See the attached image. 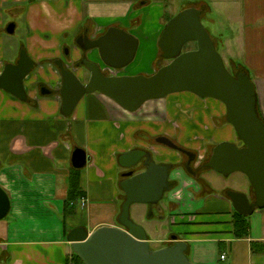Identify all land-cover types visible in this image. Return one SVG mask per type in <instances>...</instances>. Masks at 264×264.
<instances>
[{"label": "crops", "instance_id": "obj_1", "mask_svg": "<svg viewBox=\"0 0 264 264\" xmlns=\"http://www.w3.org/2000/svg\"><path fill=\"white\" fill-rule=\"evenodd\" d=\"M172 1L0 0V75L6 64L16 63L24 48L37 65L25 79L26 89L32 100H39L35 106L0 89V186L9 195L12 214V220L7 216L0 221V264H68L73 253L67 240L70 231L83 227L92 232L102 226H119L125 201L120 186L124 172L120 158L143 150L154 152L157 162L181 161L178 153L157 144V137L168 136L181 146L200 150L203 156L210 146L238 143L237 133L227 121L226 106L192 93L149 101L136 112L93 93L79 102L70 117L62 113L61 97L39 96L40 83L62 82L60 73L47 62L60 58L65 47L72 48L73 61L79 58L74 41L85 29L91 39L99 38L110 27H118L139 40L137 55L129 66L119 71L109 69L117 76L154 74L159 65V39L167 25L165 15L171 14L168 4ZM183 1L182 10L200 9L203 22L206 19L214 28L210 34L223 59L242 67L251 77L264 118V0ZM221 4H229L227 24L217 23L212 17ZM23 15V38L10 40L16 29L9 35L7 22L17 26ZM7 45L12 60L6 59ZM87 59L101 63L98 50L88 52ZM102 68L107 69L104 64ZM76 72L79 78L85 77L83 69ZM89 78L87 71V81ZM77 148L89 158L82 170L72 164ZM171 180L174 185L160 206H164V214L168 211L178 241L188 245L187 255L193 263H227L226 252L222 251L218 259L206 244L221 249L228 244L233 247L246 243L250 264H264V254L251 250L252 242H264V208L249 217V237L237 239L233 232L235 209L223 192L227 187L219 191L210 182L202 187L182 169L174 171ZM232 185L231 190L252 192L249 186L243 189L238 183ZM71 192L81 195L68 205ZM67 206H73L69 213ZM87 206L113 209L112 220L90 223ZM169 241L172 237L155 241L159 246L154 249L168 246ZM222 255L226 256L224 261ZM236 261L235 252L227 264Z\"/></svg>", "mask_w": 264, "mask_h": 264}, {"label": "water", "instance_id": "obj_2", "mask_svg": "<svg viewBox=\"0 0 264 264\" xmlns=\"http://www.w3.org/2000/svg\"><path fill=\"white\" fill-rule=\"evenodd\" d=\"M16 26L8 27L14 34ZM86 51L98 50L101 63L87 60L84 68L90 74L84 84L74 72L64 68L61 61L62 113L70 117L79 102L89 94L100 93L129 112H136L149 101L165 99L172 94L192 93L201 99H214L227 108V121L235 129L244 146L233 142L219 143L213 150L207 166L223 176L244 174L251 185L254 199L245 192L230 190L228 197L237 213L251 217L264 208V120L258 111L256 86L246 72L232 74L219 53L215 41L205 27L202 11L195 7L181 10L165 26L159 39L162 56L169 61L152 75L107 76L102 64L111 70H122L135 59L139 40L118 27H110L96 39L84 38ZM196 44V49L185 47ZM37 65L25 49L15 64H6L0 75V89L21 101H27L25 79ZM49 93L48 91H43ZM172 149H178L168 138L158 139ZM179 150V149H178ZM143 159L144 171L125 174L121 189L125 195L119 226H102L92 232L80 227L67 236L73 252L84 264H193L188 255V245L176 241L174 245L152 249L145 228L131 216L135 204L159 203L168 188L170 171L167 165L151 161L142 151H131L120 158L124 169H133ZM89 158L77 148L72 164L76 170L86 167ZM11 210L7 192L0 186V221ZM173 240H178L173 236Z\"/></svg>", "mask_w": 264, "mask_h": 264}, {"label": "rangeland", "instance_id": "obj_3", "mask_svg": "<svg viewBox=\"0 0 264 264\" xmlns=\"http://www.w3.org/2000/svg\"><path fill=\"white\" fill-rule=\"evenodd\" d=\"M168 3H170V2H168ZM185 3L186 2L183 0H173L170 3V5L168 4L169 10L171 11V14H168V16H172V15L176 14L177 12H180L182 10V8L184 7ZM227 5H229V4H221L217 7L216 10L214 9L212 17H213V19H215L217 21V23H220L221 21L223 23H226V24L228 23L226 12L229 9L227 8ZM17 23H18V25L16 26L15 35L9 34V35H13V39H10V40L22 39L25 32H26L25 31L24 15L17 20ZM203 23H204L205 27L208 29V31L210 33H212L214 28L211 26V24L206 19L204 20ZM6 37L11 38L12 36L6 35ZM215 44H216V42H215ZM216 46L218 48V44H216ZM7 47L8 48L6 50V53H7L6 59L12 60L13 56L8 51L9 45H7ZM195 47H196V44L190 43L186 46V49L193 50V49H196ZM219 53L223 56L221 51H219ZM224 60H225V64H226L228 70L237 76V73L239 72L238 67L235 64H233L231 61H229V59L226 60V58H224ZM168 63H169V61H167V60H160L159 59V61H158L159 65L158 66H164ZM85 74H86L85 78H87V70L85 71ZM185 93H187V92H185ZM207 100H209V99H207ZM243 145H244L243 142H241V140L239 139V146L242 147ZM203 178H204V182H207V183L210 182V184L215 186V188L218 189L219 191L224 187H228V188L233 187L232 184H234V183H236V184L238 183L239 186L241 185V187H243V189H247L248 186L251 188V185H250L248 178L246 176L242 175L241 173H234V174H231L228 177H226V176L217 174L214 171H209L206 169L204 171ZM234 180H236V181H234ZM250 193H251V195L249 197L251 199H254V193L249 192L248 194H250ZM162 202L164 203L165 200ZM163 207L160 206L161 210L163 209ZM161 210H160V212H157V211H155V208L152 206L139 205V204H135L131 208L132 219L137 224H139L140 226L145 228V230L148 233L149 240L152 239V241H153V243L151 244L152 249H154L156 246H159V245H155L156 244L155 241H157V240L161 241L163 239H166L167 237H171L172 235H174L172 232L173 226H171L170 221H169L170 216H169L168 211H165V214H164L163 210L162 211ZM112 212H113V209H110V208H105V209L98 208V209H96L95 207H88L87 206V218L90 221V223H92V224H94L98 219L112 220ZM82 216L86 217L85 215H82ZM7 219L12 220V214L11 213L8 215ZM168 243H170V244H168L170 246L175 244L171 241H169ZM206 246L208 247L210 254L214 253L212 256L216 255V257H218V259H220V254L222 251L226 252L228 255L227 263H229V261L233 260L234 254L236 252V259H237L236 264H250V262L248 261L249 260L248 259V247H247L246 243H239L236 246L234 244L233 247H231V245L228 244L226 246V248L223 247L221 249L220 248L218 249V247L216 248L215 245H212V244H206ZM193 264H195V263H193Z\"/></svg>", "mask_w": 264, "mask_h": 264}, {"label": "flooded vegetation", "instance_id": "obj_4", "mask_svg": "<svg viewBox=\"0 0 264 264\" xmlns=\"http://www.w3.org/2000/svg\"><path fill=\"white\" fill-rule=\"evenodd\" d=\"M14 24L16 26V23H14L13 21H9L6 26H5V29H6V32L8 30V27L10 25ZM16 29V28H15ZM87 37V29L77 33L76 37H75V41H74V48H76L79 52H80V56L79 58H77L75 61H73V51H72V48L70 47H65L64 48V51H63V54L60 58H57L55 60H52L51 62H47V63H51L53 65V67L60 73L61 75V71H60V67L59 65L57 64L58 61H61L64 65V68H66L67 70H70L72 72H74L76 74V76L78 77L77 75V70H80V69H83L84 71L85 68H84V63L88 60L87 59V53L89 51H86L84 48L81 47V45L79 44V40H81L82 42V46H85L86 45V42L84 40V38ZM24 49V48H21V50ZM20 50V52H21ZM20 55V53H19ZM19 59V58H18ZM68 59H72V61H69ZM18 61V60H17ZM16 61V62H17ZM36 69V67H35ZM34 69V70H35ZM104 73L105 75L107 76H117L116 72H113L111 70H109L108 68L104 70ZM85 77H86V74H85ZM79 78L84 84H87V78ZM61 87H62V82L60 83H57V84H45V83H40L38 86H37V90L39 92V96H43V97H52V96H56V97H61ZM48 91L49 93H45L43 91ZM25 91H26V94H27V98L28 100L25 101V102H30L31 104L33 103V105L35 106H38L39 105V100H32L29 95H28V92H27V89H26V85H25ZM9 94V93H8ZM204 100V99H203ZM24 102V101H23ZM161 138H168L172 141V143L178 147V149H172L162 143H159L158 142V139H161ZM156 142L157 144H161L163 146H166L167 148H169L170 150H172L173 152H176L178 153V155L181 157V161L180 162H176L175 160L173 161H170V162H157L155 157H154V152H145L143 150H134V151H142V152H145L147 153V155H150L151 157V161L152 162H155V163H159L161 165H167L169 167V171H170V179H169V183H168V188L166 189L165 193H164V196L162 198V200L159 202V203H155V204H152V205H146V206H152L155 208V211L157 212H160L161 208H160V205L163 203L162 201L165 200V197L167 196L168 192L172 189L173 187V181L171 180V174L176 171L177 169H182L187 175L191 176L198 184H200V186H205L206 184H208L207 182H204V178H203V174H204V171L207 169L209 171H213L212 169H210L207 164L209 163V160L211 158V156L213 155V150L214 148L218 145H213V146H210L209 148H206L207 152L206 154L203 156L201 154V151L198 150V151H195V150H192V149H189L187 147H184V146H181L177 141H175L174 139L168 137V136H159L156 138ZM237 145L239 146V140H238V143ZM244 146V145H243ZM153 154V155H152ZM209 159V160H208ZM145 161V159H143L136 167H134L133 169H124V172H123V176H122V179L123 181L126 180L127 178L125 177V174L128 173L129 171L133 170L135 172V174L139 173V172H142L144 171L145 167L143 166V162ZM218 174V173H217ZM221 175V174H220ZM228 177V176H226ZM231 189L230 188H226L223 190V192L228 195V192L230 191ZM251 194H249L250 196ZM162 211V210H161ZM173 236H177V235H172V241L173 243H175L176 241L178 240H173ZM178 237V236H177ZM179 239V237H178ZM170 246V245H168Z\"/></svg>", "mask_w": 264, "mask_h": 264}, {"label": "trees", "instance_id": "obj_5", "mask_svg": "<svg viewBox=\"0 0 264 264\" xmlns=\"http://www.w3.org/2000/svg\"><path fill=\"white\" fill-rule=\"evenodd\" d=\"M173 17L174 16L165 15L166 24ZM187 50L188 49H186V47H185V51H187ZM159 59L160 60H165L163 58V56H162V51L161 50H160V58ZM161 67H163V66H158V69H160ZM237 67H238V70H239L237 75L240 74L241 72L245 71L242 67H239V66H237ZM258 111H259V109H258ZM259 115L264 120V118L260 114V111H259ZM80 195L81 194H79L78 192L77 193L71 192V194L69 195L68 205L71 202H74L75 200H77ZM72 208H73V206H67V209H69L68 213H69V211L71 212ZM250 229H251V227H250V223H249V217H244V216L240 215L239 213H237L236 211H234V213H233V232H234L235 237L237 239H244V238L249 237ZM251 250L254 253H263L264 254V242H252L251 243ZM72 256H73V260H74V262L76 264H84L83 261L80 259V257L77 256L74 252L72 253Z\"/></svg>", "mask_w": 264, "mask_h": 264}, {"label": "built area", "instance_id": "obj_6", "mask_svg": "<svg viewBox=\"0 0 264 264\" xmlns=\"http://www.w3.org/2000/svg\"><path fill=\"white\" fill-rule=\"evenodd\" d=\"M82 204L84 205L85 204V201L82 200ZM226 259V256L225 255H222L221 256V260L224 261ZM68 264H76L73 260V256L71 254V256H69V259H68Z\"/></svg>", "mask_w": 264, "mask_h": 264}]
</instances>
